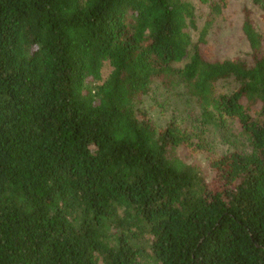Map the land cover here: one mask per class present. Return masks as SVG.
<instances>
[{
    "label": "trees",
    "instance_id": "16d2710c",
    "mask_svg": "<svg viewBox=\"0 0 264 264\" xmlns=\"http://www.w3.org/2000/svg\"><path fill=\"white\" fill-rule=\"evenodd\" d=\"M249 2L248 55L216 59L189 0H0V264H264V0ZM155 84L234 149L156 122Z\"/></svg>",
    "mask_w": 264,
    "mask_h": 264
},
{
    "label": "rangeland",
    "instance_id": "374dc122",
    "mask_svg": "<svg viewBox=\"0 0 264 264\" xmlns=\"http://www.w3.org/2000/svg\"><path fill=\"white\" fill-rule=\"evenodd\" d=\"M189 1L194 5L196 15V30L192 33L194 41L198 39L201 33H204L210 54L216 59L244 58L248 55V44L242 34L244 11L250 10L256 28H263L261 14L251 6L249 0H227V5L221 13L212 17L208 5L200 3L199 0ZM109 72L110 67L105 64L102 69V78L105 79ZM143 107L159 124L174 120L202 133L203 139L213 154H224L234 149V147L221 141V130L214 125L202 124L199 108L182 93L173 95L155 84L143 99ZM195 161L200 163L209 178L206 156L197 155Z\"/></svg>",
    "mask_w": 264,
    "mask_h": 264
}]
</instances>
